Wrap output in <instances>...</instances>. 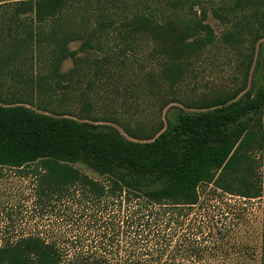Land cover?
Listing matches in <instances>:
<instances>
[{"label":"trees","instance_id":"trees-1","mask_svg":"<svg viewBox=\"0 0 264 264\" xmlns=\"http://www.w3.org/2000/svg\"><path fill=\"white\" fill-rule=\"evenodd\" d=\"M209 10L228 26L220 38ZM0 28V77L13 75L18 61L30 90L0 93V166L30 169L36 207L53 217L52 228L0 245V264H214L225 247L212 222L216 199H202L201 186L264 197L255 157L264 152V132L254 128L264 114V83L246 90L264 0H0ZM74 39L79 50L69 47ZM218 43L247 59L243 85L177 98L193 64ZM79 51L105 53L94 64L100 79L157 63L152 85L171 89L175 99L164 104H182L176 121L125 126L128 137L90 127L88 120L101 121L87 100L95 81L78 96L62 82L72 76L61 71L64 61L77 63ZM56 89L60 106L81 103L80 117L40 112L29 101ZM79 162L106 179L90 177Z\"/></svg>","mask_w":264,"mask_h":264},{"label":"rangeland","instance_id":"rangeland-1","mask_svg":"<svg viewBox=\"0 0 264 264\" xmlns=\"http://www.w3.org/2000/svg\"><path fill=\"white\" fill-rule=\"evenodd\" d=\"M71 18L74 20L73 16ZM207 22L214 28L218 38L228 27L214 16L212 10H209ZM81 42L79 39H74L69 47L72 50H79ZM3 43L0 48L2 50L6 48L4 46L6 40ZM104 55L103 52L91 51L86 54L79 51L80 60L77 63L72 59H67L61 68L63 73L72 72L69 80H62V82L71 84L76 90V96L88 89L90 80L95 81V86L87 100L93 104L90 115L98 117L101 121L96 123L88 120L90 127L95 130H107L108 128L103 127L112 126L128 137L124 130L125 126L151 128L160 120H163L166 126L176 121L182 104L178 101L164 104L165 101L175 97L172 96L171 89L167 84H161L155 90L152 85L151 76L153 72L159 70L157 63L147 64L143 68L136 64L129 65L127 69L117 70L110 76L102 79L95 78L93 75L95 59L100 60ZM245 63L247 59L242 54L218 43L193 64L186 81L177 88L176 97L196 99L211 97L218 92L233 91L243 85ZM16 65L19 66L18 61ZM17 66L9 68L13 75L10 76L8 73L4 79L0 77L2 81L0 93L5 96L6 93L8 96L11 95L17 89L14 85L24 93L30 92L26 89L20 75L17 74L19 73ZM263 83L264 33L255 46L254 60L246 90L253 92ZM50 95L49 97L35 93L33 99L29 98V101L40 112L51 113L56 110L80 117L82 107L80 102L72 100L60 106L58 99L61 90L56 89ZM254 124H257L255 129L261 128L264 132V114L260 119H255ZM255 157L256 173L264 176V152H259ZM75 166L96 180L106 179L81 162L76 163ZM35 185L36 178L30 173V169L0 166V245L6 243V240L41 231L43 227L52 228L51 213L43 215L36 207ZM201 191L202 199H216L214 204L218 208L211 209L212 222L215 225L218 242L223 243L225 247L216 253L217 256L212 263L262 264L264 258V197L243 198L215 190L213 185L207 184L201 186Z\"/></svg>","mask_w":264,"mask_h":264}]
</instances>
